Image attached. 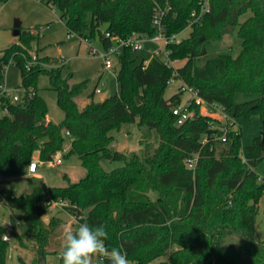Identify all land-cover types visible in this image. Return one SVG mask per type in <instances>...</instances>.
Masks as SVG:
<instances>
[{"label": "trees", "instance_id": "obj_1", "mask_svg": "<svg viewBox=\"0 0 264 264\" xmlns=\"http://www.w3.org/2000/svg\"><path fill=\"white\" fill-rule=\"evenodd\" d=\"M45 1L56 5L69 33L81 38L98 34L104 48L112 43L105 32L151 35V17L157 6H169L162 17L166 35L179 33L187 27L191 12L200 10V0ZM208 7L192 23L187 37L166 44L168 58L184 59L182 65L166 64L155 54L136 61L135 51L124 47L116 55L118 92L100 101L93 100L91 92L82 107L76 98L86 81L69 82V76L62 75V63L55 67L39 62L25 65L37 37L32 30H20L17 41L0 49V84L4 66L12 62L19 68L24 91H33L17 102L0 97V106L7 109L0 114V180L22 174L35 150L40 160H51L62 146L64 130L70 133L64 156L75 154L85 169L75 181L62 174L64 183L57 186H46L33 176L26 194L0 187V202L8 207L11 223L16 219L25 227L22 236H14L19 242L25 237L34 243L38 257L45 258L59 224L56 217L48 225L41 218L48 193L51 199L68 201L64 206L76 218L75 229L84 222L105 225L106 246L125 251L130 264H264V241L255 237L257 204L264 191V175L259 177L255 170L264 158L260 136L242 145L236 127L224 142L212 138L222 122L201 113L192 97L187 107L196 116L176 124L170 109L181 102L185 85L205 102L230 111L232 117L257 115L264 122V0H208ZM232 35L240 39L235 52H219L198 61L209 45L224 48ZM45 57L37 56L39 61ZM40 73L48 75L50 88L56 92V103L63 112L59 122L41 123L47 105L35 86ZM172 78L180 84L165 98ZM238 92L252 96L234 102ZM133 123L142 132L144 144L156 134L157 145H145L138 152L111 147L114 132ZM197 152L195 167H187L184 159ZM102 160L120 164L106 169ZM150 192L157 196L152 198ZM4 233L7 228L0 223V264H27L20 255L13 262L7 259ZM63 246L57 264H63ZM164 255L166 259H159ZM96 261L108 264L101 256Z\"/></svg>", "mask_w": 264, "mask_h": 264}, {"label": "rangeland", "instance_id": "obj_2", "mask_svg": "<svg viewBox=\"0 0 264 264\" xmlns=\"http://www.w3.org/2000/svg\"><path fill=\"white\" fill-rule=\"evenodd\" d=\"M242 15L240 19H243ZM17 20L20 21V30H32L37 34V37L31 44L30 54L37 56H46L42 60H38L40 65L44 67H55L61 64L62 75L68 78L69 82L86 81L83 93L76 98L79 107H82L89 99L87 96L92 92L91 98L95 101L102 100L105 96L118 92L119 87L116 81L115 74L118 70L116 57H112V67L105 68L103 59L98 53H92L89 49V43L99 52L104 51V47L98 37V34L93 35L88 39V42L75 34L68 32L65 20L60 17V12L52 2L46 3L45 0H0V49L5 48L11 42L17 41V35L13 34V24ZM105 25L100 27L103 32ZM191 31L190 27H185L178 34V37L185 38ZM240 39L236 35L227 37L225 47L214 49L209 45L207 53L198 58L199 62H203L206 58L211 57L219 52H235L238 48ZM157 49V45L152 42H144L141 49L133 52L138 59L144 56L149 58L153 51ZM28 60V59H27ZM29 61V60H28ZM182 60H174V66H180L184 63ZM33 64V63H32ZM19 68L12 62H8L4 66L3 81L0 84V97L2 96V88L5 95L17 94L23 99H26L28 93L24 91L20 84ZM180 82L176 78L169 80L164 97L169 98L178 89ZM35 86L37 93L40 94L47 105V114L45 119L53 122L61 121L63 117L62 110L56 103V92L50 88L49 77L46 73H40L36 77ZM99 87V91H94L95 87ZM2 87V88H1ZM252 94L238 92L234 96V102H241L250 98ZM181 102H187L189 93L183 91L181 94ZM207 105L201 104L200 112L206 113ZM221 112V111H220ZM223 113L234 120L237 127L240 128V142L242 145L249 144L255 136L261 138V151L264 154V122L257 115H252L250 118L232 117L230 111L225 110ZM221 114V113H220ZM219 117V116H218ZM220 118V117H219ZM142 132L138 130L135 123L126 124L118 132H114V139L110 146L114 149L123 152L140 151L145 145L153 147L157 145V135L152 134L147 138L146 144L142 142ZM70 145V138L65 137L61 148L53 157H57L60 153L61 162L51 163L42 161L37 166V171L42 177V181L46 186H57L64 183L62 174H66L70 181H75L85 172L84 167L80 164L78 157L75 154L64 156ZM34 153V152H33ZM37 159V156H31ZM120 164L117 161L102 160V165L108 169ZM259 177L264 175V158H262L255 167ZM36 176L32 173L24 171L22 174L15 177L0 180V187L10 186L14 194H26L30 191L28 182L31 177ZM37 177V176H36ZM150 196L155 198L157 193L150 192ZM63 199V198H62ZM64 203L58 206H47L46 212L42 215L43 222L48 225L51 218H58L57 236L47 245L48 253L45 255L46 264L56 263L60 254V249L63 246L65 233L69 230L74 231L76 219L75 216L64 205L69 204L66 199ZM6 222V223H5ZM9 219V209L0 202V223L7 228V234L10 237L8 240L7 259L16 261L20 255L27 264H38V255L34 243L21 238V242L17 240L14 234L24 233V225L18 221L13 222ZM257 229L255 237L264 241V191L257 204L256 213ZM169 252V251H168ZM167 252V253H168ZM167 255L159 259H166ZM98 256H94L92 264H97Z\"/></svg>", "mask_w": 264, "mask_h": 264}, {"label": "built area", "instance_id": "obj_3", "mask_svg": "<svg viewBox=\"0 0 264 264\" xmlns=\"http://www.w3.org/2000/svg\"><path fill=\"white\" fill-rule=\"evenodd\" d=\"M168 8L169 6H165V7L157 6L154 14L151 17V26L154 28V32L151 35L147 36L143 33H139L136 31L131 32L127 36H120L118 34L105 32V36L109 37L110 41H112L111 45H109L107 48H104L103 52H99L96 48H94L89 43V49L91 50L92 53H98L101 56V58L103 59V65L105 68H110L113 65L111 58L116 57L119 51L123 49L124 47H130L132 50L137 51L142 48L144 42H152L157 45V49L153 51L152 55L153 54L159 55L166 64H173L172 63L173 60H170L168 58V50L166 49V44H168L169 42H173V41L177 42L180 40V38L178 37L179 33H173L171 35H166L164 32L162 17L164 16L165 11ZM208 9H209L208 0H200V10L198 12H196L195 10L191 12V19L188 22L187 27L191 28L192 23L197 22L200 19V16L202 15V13L208 11ZM83 40L88 42L87 38H83ZM32 63H38V58H37V55L35 54L31 56V59L29 61H26L25 65L28 66ZM182 89L183 91L189 93V98L192 97L194 102L198 104L200 107L202 103H205L207 105L206 114H209L217 118L220 117L219 119L222 122V124L216 126L219 129V133H214V136H212V138L219 139L223 142L226 141L228 132L231 131L233 128H236L237 126L234 120L227 117L223 113V111H225L224 108L215 102H205L203 99H201L199 96L196 95V92L192 87L183 85ZM1 91H2L1 97H4V98L6 97L11 102H17L22 99V97L17 94L5 95L4 94L5 91L3 88ZM94 91L98 92L99 87L96 86L94 88ZM27 93L29 96L33 93V91L29 90ZM187 105H188V101L184 103L180 102L170 107L171 112L175 117L176 124L183 123L186 119H188L189 117L193 116L194 113H196L195 111L188 109ZM6 111H7L6 106L1 105L0 114L5 113ZM63 134L65 137H68V138L70 137V133L68 130H64ZM205 140L206 138H203L202 142H204ZM59 154L60 153H58L57 157H52V159L48 161L51 163H55V164L60 163L61 157ZM198 156L199 154L197 152L191 156L186 157L184 159L186 166L194 168L197 163ZM26 167L29 173L34 172L37 168V159L31 158V160L29 161ZM45 202L47 203L48 206L53 207V206H58V205L63 204L64 200L62 198L51 199L49 197V194L47 193L45 195ZM14 221L18 222V220L16 219H14ZM2 239L8 241L10 237L8 236V234L4 233L2 235ZM53 264H57V263H53Z\"/></svg>", "mask_w": 264, "mask_h": 264}, {"label": "clouds", "instance_id": "obj_4", "mask_svg": "<svg viewBox=\"0 0 264 264\" xmlns=\"http://www.w3.org/2000/svg\"><path fill=\"white\" fill-rule=\"evenodd\" d=\"M7 238V237H6ZM109 238L105 225L91 226L80 223L75 231H67L61 253L63 264H92L94 256L106 258L108 264H130L127 253L121 248H108Z\"/></svg>", "mask_w": 264, "mask_h": 264}, {"label": "water", "instance_id": "obj_5", "mask_svg": "<svg viewBox=\"0 0 264 264\" xmlns=\"http://www.w3.org/2000/svg\"><path fill=\"white\" fill-rule=\"evenodd\" d=\"M20 21L16 19V21L14 22L13 24V34L17 35L20 33ZM194 116H196V113H194ZM46 119L44 118L41 123L44 124L46 123ZM38 154V151L35 150L34 153H33V156H37ZM38 264H46V261H45V258L43 256H39V259H38Z\"/></svg>", "mask_w": 264, "mask_h": 264}, {"label": "crops", "instance_id": "obj_6", "mask_svg": "<svg viewBox=\"0 0 264 264\" xmlns=\"http://www.w3.org/2000/svg\"><path fill=\"white\" fill-rule=\"evenodd\" d=\"M88 101V100H87ZM86 101V102H87ZM85 102V103H86ZM47 120H50V118L49 119H47ZM38 151V154H37V166H38V164L40 163V162H42V160H40L39 159V150H37ZM25 171H27V167L25 168ZM28 172V171H27ZM32 174H34V175H36L37 177H40L41 179H42V177H41V175H40V173L37 171V168H36V170L34 171V172H32ZM15 177V176H14ZM9 178H11V177H9ZM9 213H10V211H9ZM6 223V222H5ZM2 224H4V223H2Z\"/></svg>", "mask_w": 264, "mask_h": 264}]
</instances>
